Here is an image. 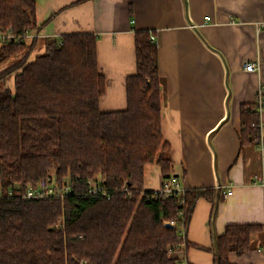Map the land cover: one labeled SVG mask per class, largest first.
<instances>
[{
    "label": "trees",
    "instance_id": "1",
    "mask_svg": "<svg viewBox=\"0 0 264 264\" xmlns=\"http://www.w3.org/2000/svg\"><path fill=\"white\" fill-rule=\"evenodd\" d=\"M8 29H36L35 0H0V31ZM151 35L135 32L136 73L125 79L126 108L106 113L99 110L105 79L95 36L48 38L32 60L33 42L0 45V67L16 58L0 71L1 187L24 189L51 176L71 189L63 198L0 200V264H180L169 257L182 243L177 227L164 223L182 222L186 231L196 202H213L217 191L188 189L154 198L143 188L147 165H158L164 181L174 175L160 127ZM10 77L12 89L4 86ZM255 109V103L241 106V146L258 141ZM89 180L104 195L88 194ZM255 234L264 235V227L227 225L214 239V264H231L230 254L252 251Z\"/></svg>",
    "mask_w": 264,
    "mask_h": 264
},
{
    "label": "crops",
    "instance_id": "2",
    "mask_svg": "<svg viewBox=\"0 0 264 264\" xmlns=\"http://www.w3.org/2000/svg\"><path fill=\"white\" fill-rule=\"evenodd\" d=\"M32 60L48 38L96 37L97 65L105 79L101 112L126 108L125 79L136 73L134 34L149 31L157 48L161 131L170 145L171 170L184 190L211 188L213 202L199 199L185 243L169 257L180 264H214L215 237L227 225L264 227V186L254 176L264 157L256 145H240L241 106L255 103L264 87V0H35ZM12 58L0 71L15 62ZM258 65L246 72L244 63ZM13 88V78L6 80ZM264 137V110L258 114ZM174 179V176H172ZM164 179L156 164L144 168L143 188L156 191ZM231 190V195H226ZM253 250L231 264H264L263 234Z\"/></svg>",
    "mask_w": 264,
    "mask_h": 264
},
{
    "label": "built area",
    "instance_id": "3",
    "mask_svg": "<svg viewBox=\"0 0 264 264\" xmlns=\"http://www.w3.org/2000/svg\"><path fill=\"white\" fill-rule=\"evenodd\" d=\"M259 30L264 28V20L261 22L260 25H258ZM38 37H41L39 33H32L31 30H26L24 31L22 34H14L12 33L11 29H8L6 31H0V45H5V44H9V43H13V44H20L23 41H28V40H32V39H37ZM150 40L155 44V39L154 36L151 35L150 36ZM60 44V43H59ZM258 65H255L253 63H249V62H245L244 63V70L246 72H255L257 71ZM256 96V100H255V106H256V111L257 113H261L264 110V87L260 86L257 90V95ZM258 128V133H259V137H258V141L256 142V147L258 152L260 153V155L262 157H264V137L261 136L260 132H261V124L258 123L257 125ZM261 185L264 186V165L262 164L261 167V171L258 175L254 176V182H257ZM162 186L160 187V189L156 190V191H152L153 194L152 196L154 198L156 197H170V196H181L183 195L184 189H182L179 185V183L177 182V180L174 178L169 179L168 181H164L162 182ZM87 187H88V194H101L104 195L103 192V188L98 185V183H96L95 181L89 180L87 181ZM70 184L68 181L64 182L62 185H58L53 183L52 179L51 182H47V183H39L36 186H28L24 189H21L20 186L18 184H15L13 188H9L6 190H3L0 184V200L7 198V199H11L15 196L21 198V199H41V198H48V197H56V198H63L66 195L70 194ZM231 190L227 191L226 195H231ZM143 193H141L142 195ZM168 222H165L164 224H166ZM170 224L172 226L177 227V231H178V235L180 238V240L185 241L186 237V231L185 228L182 224V222H176V221H172L170 222ZM57 228L62 227V223L58 222L57 223ZM179 244L178 248H180L181 246H183V244ZM177 248V249H178ZM260 250L264 251V247L260 248ZM175 250H169V253L173 252Z\"/></svg>",
    "mask_w": 264,
    "mask_h": 264
},
{
    "label": "water",
    "instance_id": "4",
    "mask_svg": "<svg viewBox=\"0 0 264 264\" xmlns=\"http://www.w3.org/2000/svg\"><path fill=\"white\" fill-rule=\"evenodd\" d=\"M173 176H174V178H177V175L176 174L173 175ZM48 182L49 183L51 182V176L48 177ZM164 227L171 229L173 226L170 223H166V224H164Z\"/></svg>",
    "mask_w": 264,
    "mask_h": 264
},
{
    "label": "rangeland",
    "instance_id": "5",
    "mask_svg": "<svg viewBox=\"0 0 264 264\" xmlns=\"http://www.w3.org/2000/svg\"><path fill=\"white\" fill-rule=\"evenodd\" d=\"M43 43H44V41H42V42L40 43V45L43 44ZM0 87H2L1 83H0Z\"/></svg>",
    "mask_w": 264,
    "mask_h": 264
}]
</instances>
